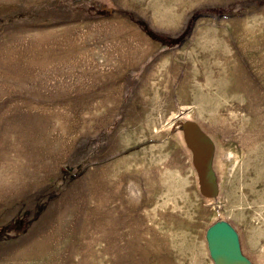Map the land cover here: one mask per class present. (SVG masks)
Listing matches in <instances>:
<instances>
[{"label": "rangeland", "instance_id": "374dc122", "mask_svg": "<svg viewBox=\"0 0 264 264\" xmlns=\"http://www.w3.org/2000/svg\"><path fill=\"white\" fill-rule=\"evenodd\" d=\"M217 219L264 264V0H0V264H213Z\"/></svg>", "mask_w": 264, "mask_h": 264}, {"label": "water", "instance_id": "95a60500", "mask_svg": "<svg viewBox=\"0 0 264 264\" xmlns=\"http://www.w3.org/2000/svg\"><path fill=\"white\" fill-rule=\"evenodd\" d=\"M173 126L189 153L199 196L208 203L218 202L223 187L217 166V139L190 110L179 114ZM205 240L213 264H254L243 251L239 231L227 219L211 223L206 228Z\"/></svg>", "mask_w": 264, "mask_h": 264}, {"label": "trees", "instance_id": "16d2710c", "mask_svg": "<svg viewBox=\"0 0 264 264\" xmlns=\"http://www.w3.org/2000/svg\"><path fill=\"white\" fill-rule=\"evenodd\" d=\"M146 32L148 33L149 36H151L153 39L158 40V41H163V42H167V43H178L179 38H168L165 36H162L156 32H154L153 30H151L149 27L145 26Z\"/></svg>", "mask_w": 264, "mask_h": 264}]
</instances>
